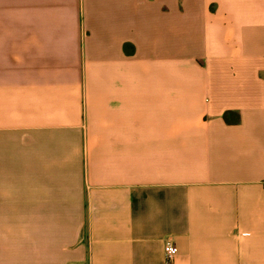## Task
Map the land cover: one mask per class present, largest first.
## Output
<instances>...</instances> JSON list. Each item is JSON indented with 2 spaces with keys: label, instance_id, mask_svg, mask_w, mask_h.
Here are the masks:
<instances>
[{
  "label": "crops",
  "instance_id": "crops-1",
  "mask_svg": "<svg viewBox=\"0 0 264 264\" xmlns=\"http://www.w3.org/2000/svg\"><path fill=\"white\" fill-rule=\"evenodd\" d=\"M0 264H264V0H0Z\"/></svg>",
  "mask_w": 264,
  "mask_h": 264
},
{
  "label": "built area",
  "instance_id": "built-area-1",
  "mask_svg": "<svg viewBox=\"0 0 264 264\" xmlns=\"http://www.w3.org/2000/svg\"><path fill=\"white\" fill-rule=\"evenodd\" d=\"M164 253H165V258L168 261L171 260L177 253V248L175 244L171 241H166L164 243Z\"/></svg>",
  "mask_w": 264,
  "mask_h": 264
},
{
  "label": "trees",
  "instance_id": "trees-1",
  "mask_svg": "<svg viewBox=\"0 0 264 264\" xmlns=\"http://www.w3.org/2000/svg\"><path fill=\"white\" fill-rule=\"evenodd\" d=\"M223 120L228 124L238 123L239 117L236 113L226 112L223 114Z\"/></svg>",
  "mask_w": 264,
  "mask_h": 264
}]
</instances>
